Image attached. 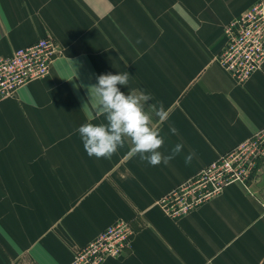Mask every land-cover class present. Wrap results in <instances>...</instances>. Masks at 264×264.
<instances>
[{"label": "crops", "instance_id": "0c3cea01", "mask_svg": "<svg viewBox=\"0 0 264 264\" xmlns=\"http://www.w3.org/2000/svg\"><path fill=\"white\" fill-rule=\"evenodd\" d=\"M152 1L0 0V57L47 35L63 48L46 77L0 103V264H70L75 248L139 215L132 249L106 264H264V162L248 187L230 184L179 218L157 203L264 126V67L238 83L218 62L215 18L234 16L231 0H212L205 29L193 19L188 33L167 32ZM123 72L122 92L164 103L160 151L183 145L168 164L129 157L128 144L110 160L83 147L78 127L103 121L89 87Z\"/></svg>", "mask_w": 264, "mask_h": 264}, {"label": "built area", "instance_id": "2783aa9c", "mask_svg": "<svg viewBox=\"0 0 264 264\" xmlns=\"http://www.w3.org/2000/svg\"><path fill=\"white\" fill-rule=\"evenodd\" d=\"M227 42L218 62L238 83L249 80L264 67V0H259L227 25ZM62 47L52 35L0 57V103L31 81L46 77ZM264 162V126L217 159L201 168L158 200L171 217L179 218L199 208L233 183L249 186ZM136 231L126 219H118L84 246L74 250L70 264H106L133 247Z\"/></svg>", "mask_w": 264, "mask_h": 264}, {"label": "clouds", "instance_id": "9594fccd", "mask_svg": "<svg viewBox=\"0 0 264 264\" xmlns=\"http://www.w3.org/2000/svg\"><path fill=\"white\" fill-rule=\"evenodd\" d=\"M97 83L91 85L89 102L99 116L100 123L86 122L76 130L82 140L86 153L95 158L111 159L119 149L130 146L129 157L138 156L151 166L168 164L178 156L183 145L178 143L165 155L160 149L165 144V136L154 126L153 118L161 122L168 120V112L163 101L152 103L154 97L143 90L130 89L128 94L118 86H128L130 76L127 72L118 74H101L96 77ZM170 131L176 134L177 129L169 125ZM193 155L185 158L190 164Z\"/></svg>", "mask_w": 264, "mask_h": 264}, {"label": "rangeland", "instance_id": "374dc122", "mask_svg": "<svg viewBox=\"0 0 264 264\" xmlns=\"http://www.w3.org/2000/svg\"><path fill=\"white\" fill-rule=\"evenodd\" d=\"M217 1H224V0H217ZM257 1L259 0H231L229 6H227L226 9L231 14L232 12H234V16L228 18V20L225 23H220V21L223 20L225 17L215 18L216 20L219 19L218 20L219 24L224 25L223 29H225L221 34L216 35L217 43H219V46H221L219 54L222 52L227 42V35H226L227 25L231 23V21L239 17L246 10L244 9V11L241 12L240 15L238 14L239 15L238 16L237 12H235L237 8H241V6H244L245 4H246L245 6L248 5L247 7H249L250 5L254 4ZM210 2H212V0H159V1L156 0V1L148 2V4L151 5L150 8L155 9V10L160 9L162 11V15H160L158 11H156V14L159 16L156 18L157 20H159L160 23L162 24L164 23V25L167 27V32L174 31L172 26L177 24L179 27L176 29V31L178 32L182 31L184 33H188L192 31V28L190 26L193 27L196 25V24H193V19L199 20L200 26H201V32L202 30L205 29V25H207L208 21L206 20L205 17H202V14H203L202 12L211 10ZM142 3L143 2H140L141 5H143ZM203 20H204V23H203ZM138 217L141 219L140 224H139L140 226L144 223V219L140 215ZM130 222L132 223V226L134 227L136 231V236H137V233H138L137 228L139 226H135V224L132 221Z\"/></svg>", "mask_w": 264, "mask_h": 264}]
</instances>
